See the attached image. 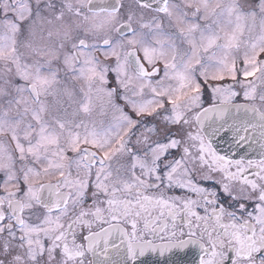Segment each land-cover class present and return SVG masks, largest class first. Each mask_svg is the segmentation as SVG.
<instances>
[{"label":"snow or ice","instance_id":"obj_1","mask_svg":"<svg viewBox=\"0 0 264 264\" xmlns=\"http://www.w3.org/2000/svg\"><path fill=\"white\" fill-rule=\"evenodd\" d=\"M0 264H264V0H0Z\"/></svg>","mask_w":264,"mask_h":264}]
</instances>
